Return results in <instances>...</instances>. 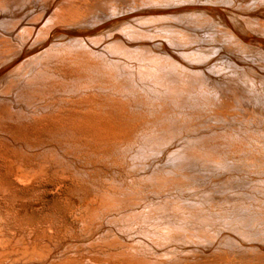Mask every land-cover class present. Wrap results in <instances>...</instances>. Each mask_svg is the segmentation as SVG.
Wrapping results in <instances>:
<instances>
[{"label": "bare ground", "instance_id": "6f19581e", "mask_svg": "<svg viewBox=\"0 0 264 264\" xmlns=\"http://www.w3.org/2000/svg\"><path fill=\"white\" fill-rule=\"evenodd\" d=\"M0 264H264V0H0Z\"/></svg>", "mask_w": 264, "mask_h": 264}, {"label": "rangeland", "instance_id": "374dc122", "mask_svg": "<svg viewBox=\"0 0 264 264\" xmlns=\"http://www.w3.org/2000/svg\"><path fill=\"white\" fill-rule=\"evenodd\" d=\"M255 42H258V44H262L263 43V41L261 40V39H259V38H256L255 40H254ZM204 107L205 106H203V107H199V108H196L195 110L193 109V108H191V109H188V108H183V109H180V108H178V111H180V112H190V110H192L191 112H201V111H204L205 112V110H206V112L205 113H203V116H207V114L209 115V111H210V108H207V107H205L206 109H204ZM197 109H199V110H197ZM201 109V110H200ZM209 109V110H208ZM209 112V113H208ZM198 122V121H197ZM196 122V123H197ZM182 126V124H179V126ZM246 135L244 134L243 135V137H245ZM260 138H262L261 136H259ZM232 139V136H229V137H226V139ZM230 139V140H231ZM230 145V144H229ZM220 148H222V147H220ZM225 151H227V153H228V155H227V157H229L230 156V158L233 160V162H231L230 164H232V163H240V165H241V163H242V165L241 166H243V165H245L246 164V162L245 161H242L241 159L243 158L242 156L243 155H238V154H233V153H231V149L229 148V147H225V148H222V151H220L219 150V152H217L216 153V155L218 154V156H220V155H224V152ZM222 153V154H221ZM234 155V156H233ZM236 155V156H235ZM238 156V157H237ZM238 158V159H237ZM213 160H218V158H215V159H213ZM241 160V161H240ZM244 162H245V164H244ZM202 165H203V163H197L196 164V166H195V170H196V172L197 173H199V175L200 174H202V175H204V176H207V177H212V175H208V174H205V172H204V170L203 169H201V167H202ZM172 166V165H171ZM168 167V166H167ZM197 168V169H196ZM200 169V170H199ZM249 169H250V171H258V169L257 168H255V166L254 165H252L251 167H249ZM202 171V172H201ZM216 209L217 210H221V208H219V206H217L216 207ZM232 212V211H231ZM179 255H180V253H179Z\"/></svg>", "mask_w": 264, "mask_h": 264}]
</instances>
